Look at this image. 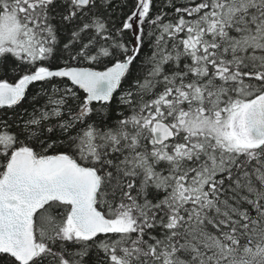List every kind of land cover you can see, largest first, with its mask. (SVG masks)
I'll return each instance as SVG.
<instances>
[{"label":"snow or ice","instance_id":"1","mask_svg":"<svg viewBox=\"0 0 264 264\" xmlns=\"http://www.w3.org/2000/svg\"><path fill=\"white\" fill-rule=\"evenodd\" d=\"M0 264H264V0H0Z\"/></svg>","mask_w":264,"mask_h":264},{"label":"trees","instance_id":"2","mask_svg":"<svg viewBox=\"0 0 264 264\" xmlns=\"http://www.w3.org/2000/svg\"><path fill=\"white\" fill-rule=\"evenodd\" d=\"M144 51L146 52V49Z\"/></svg>","mask_w":264,"mask_h":264}]
</instances>
